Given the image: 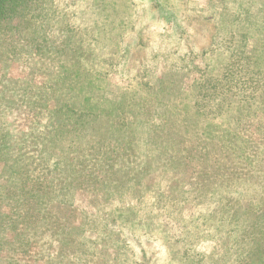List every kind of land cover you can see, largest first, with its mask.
I'll use <instances>...</instances> for the list:
<instances>
[{
  "label": "rangeland",
  "instance_id": "374dc122",
  "mask_svg": "<svg viewBox=\"0 0 264 264\" xmlns=\"http://www.w3.org/2000/svg\"><path fill=\"white\" fill-rule=\"evenodd\" d=\"M159 1L158 9L154 0H52L43 18L31 22L10 19L7 28L0 29V264L246 263L248 256L241 255V248L232 244L233 225L216 221L221 215L220 205L215 201L219 195L207 192L193 205L183 193L185 200L181 206L171 207L165 203V207H161L153 202L160 199L156 193L146 194L142 202L134 203L127 194L120 198L114 194L104 200L102 193L86 185L67 191L59 186L64 173L53 167L60 151L44 146L45 141H49L46 137L53 132V122L37 103L57 107L54 100L49 101L45 86L57 79L64 83L65 77L59 79V63L69 68L76 62L74 65L80 75L99 85L98 88L92 85L88 95L99 103L98 114L106 121L105 118L114 115L115 104L122 102L123 97L131 101L132 94L145 92V88H139L143 87L142 83L148 82L155 89L158 81L165 79L173 80L177 87L181 76L188 74L182 82L188 85L201 73L199 69L204 68L207 82L217 83V77L229 63L231 50L207 57L205 67V55L199 54L204 37L214 34L224 41L223 37L237 28V20L248 16L256 29L249 21L243 23L249 31L241 44L245 53H252L256 39L264 37L261 35L264 4L259 0ZM166 9L175 19L172 25L164 18ZM226 14L227 19L235 20L227 27L219 22V17ZM45 34L44 42L49 41L53 47L67 44L68 54H41L38 46L44 44ZM199 37H203L202 40ZM76 49L79 57H75ZM256 68L264 70V53L261 66ZM171 87L157 96V101H175ZM64 94L65 90H60L50 95L58 104H66ZM86 95L84 91L75 90L73 106L86 105L87 102L82 101ZM149 98L152 102L156 99ZM256 101L246 100L236 106L234 100L225 106V123L220 116L213 120L209 117L208 123L216 133L221 131L216 125L231 131L235 129L233 139L244 146L248 154L258 157V170L254 168L256 162L252 167H245L244 162L235 165L240 174L231 194H226L225 198H231L233 204L240 199L243 207H259L264 212V107ZM98 122H89L85 138L92 135L91 131L109 136L104 131L108 127L101 128ZM138 124L147 126L150 121L140 117ZM80 140L77 137V145L84 147ZM63 145L59 142L58 147ZM192 166L176 171L175 177H184L185 183L178 186L176 182V189L187 188L188 177L191 179L198 168L193 163ZM95 174L102 175L101 172ZM210 174L213 176L214 171ZM167 175L160 182L165 186L163 189H168L172 183L170 175L173 174L168 172ZM35 187L43 188L48 195L42 205H37L41 192ZM193 211L207 218L204 222L200 218L197 227H191L197 238L190 247L178 237L181 214ZM40 214L45 222H39ZM238 244L246 247L245 242ZM257 262L264 264V258L258 257L249 264Z\"/></svg>",
  "mask_w": 264,
  "mask_h": 264
},
{
  "label": "trees",
  "instance_id": "16d2710c",
  "mask_svg": "<svg viewBox=\"0 0 264 264\" xmlns=\"http://www.w3.org/2000/svg\"><path fill=\"white\" fill-rule=\"evenodd\" d=\"M259 1L264 4V0ZM154 2L159 9L161 2L159 0H154ZM48 3L52 6L53 2L52 0H0V29L7 28L10 19L11 21L14 18L26 19L31 22L32 19L36 21L38 18H43L47 15ZM168 10L166 9L167 13L164 18L172 25L175 19ZM165 12L162 13L165 14ZM227 16L226 14L224 17H219V22H223L225 27L228 23L232 24V21H235H230L226 18ZM249 19L248 16L237 20V28L233 29L229 36L223 37L224 41L215 38L214 34L208 35L207 40V37H204L205 43L200 47L199 54L205 55L203 58L205 67L207 57L220 56L226 50H231V55L228 57L229 63L217 77V83L207 82L208 77L203 76L206 68L199 69L201 73L188 85L182 84L188 74L181 76L177 87L173 80L165 79H160L155 89L148 82L142 83L143 87L139 88L141 90L145 88V92L138 95L132 94L131 101L123 97L122 102L115 104L114 115L105 118L106 121L98 114L99 103L93 101L90 94L88 95L91 86L96 83L92 80L87 81V78H83L84 75H80L81 72L74 65L76 62H73L69 68L59 63L61 69L58 75L59 79L65 77L64 83L57 79L52 85L45 86L50 96L49 101L54 100L57 107L53 108L52 105L49 106L46 103L37 104L40 109L48 113L49 121L53 122V132L46 137L49 141H45L44 146L60 151V157L53 163V167L59 168L64 173L60 188L75 191L86 185L102 193L104 200L112 198L114 194L118 198L127 194L134 203L142 202L141 198L146 194L156 193L163 201L155 199L153 202L161 207H165V203L171 204V207L181 206L186 198H189L195 205L207 192L219 195L215 197L216 203L220 205L218 210L221 212L216 220L217 223L225 222L233 225L231 228L232 244L237 249L241 248V255L244 253V257L252 258L249 262L257 261L258 257L264 258V212L259 207H243V204L239 203L240 199L233 204L231 198H225L226 194H231L238 174H240V170L238 171L235 165L244 162L245 167H252L256 162L254 168L258 170V157L251 153L248 154L244 146L233 139L234 133L232 132H235V129L231 131L216 125L221 128L220 133H216L214 127L208 123L209 117L213 120L217 116H220L222 122L225 123L226 118L223 115L227 113L224 111L225 106L234 100L237 101L236 106L246 100L255 102L258 100L260 107H264V70L256 68L261 66L264 37L261 40L256 39V44L252 46V53H245L241 45L249 34L243 23L245 21L252 23ZM254 28L256 29L255 25ZM227 31L229 33L230 29ZM255 35L259 38L258 32ZM261 35L264 36V32ZM42 38L44 44L41 43L38 46L41 54L54 52L62 56L68 54L67 44L65 47L62 44L53 47L49 41L44 42L47 39L46 34ZM199 38L202 40L203 37ZM259 45L263 48L260 49ZM258 48L263 51L261 54ZM75 53V57L80 56L78 49ZM69 56L70 59L73 58L71 53ZM218 61L219 59L216 60ZM65 72L66 75H63ZM228 75H230L229 79L224 81ZM96 86V88L99 87L97 84ZM170 87L172 97L176 100L172 102L170 99L163 98L162 102L157 101V96ZM60 90H65L64 96L66 95L65 98L68 100L66 104H58L56 99L50 95ZM75 90L87 93L82 99L87 104L81 105L80 108L73 106L72 93ZM69 93L71 96L68 97ZM149 97H156V99L152 102ZM140 117L149 120L150 124L147 126L138 124ZM233 117L234 114H232V119ZM92 121H99L101 128L108 127L104 131L109 136L97 135V131H91L90 134L95 136L85 138V130L89 128L88 124ZM90 129L93 130V128ZM77 137L81 138L80 142L84 147L77 145ZM59 142L64 145L58 147ZM65 146L67 149L64 148ZM70 152L75 154L70 155ZM64 153L66 155H63ZM95 154H97L96 158H94ZM192 163L198 168L192 174L191 179L187 176L189 182L186 183L187 188L185 190L176 189V182L178 186L185 185L184 177L182 179L175 177L176 171L180 168L187 170L193 167ZM259 170L262 171L261 168ZM213 171L212 176L210 173ZM100 172L102 175L95 174ZM168 172L173 174L170 175L172 183L167 187L168 189H163L165 186L160 185V182L168 176ZM35 188L41 192L37 198L39 199L37 205H42L44 204L43 198L48 195L43 188ZM177 209H172V211L175 212ZM176 216L180 217V215ZM200 218L204 222L207 217L195 215L194 211L187 215L182 213L181 233L178 240H182L185 245L189 244L191 247L197 238L191 227L196 228L197 223L201 222ZM39 222H45L41 214ZM243 242L246 243V247L239 246L238 243ZM247 260L245 264H249Z\"/></svg>",
  "mask_w": 264,
  "mask_h": 264
}]
</instances>
